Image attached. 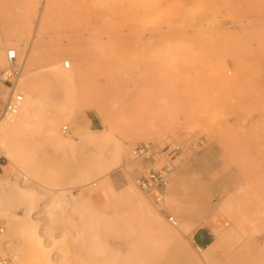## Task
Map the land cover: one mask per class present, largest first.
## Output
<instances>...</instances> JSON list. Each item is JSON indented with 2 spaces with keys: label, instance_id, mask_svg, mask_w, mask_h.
Returning a JSON list of instances; mask_svg holds the SVG:
<instances>
[{
  "label": "rangeland",
  "instance_id": "374dc122",
  "mask_svg": "<svg viewBox=\"0 0 264 264\" xmlns=\"http://www.w3.org/2000/svg\"><path fill=\"white\" fill-rule=\"evenodd\" d=\"M34 1L37 17L54 0ZM4 40L0 55L15 48L27 58L29 35ZM44 42L61 68L69 61L84 74L71 85L46 59L39 65V118L22 136L28 167L39 174L20 176L0 154V258L10 264H264V0H62ZM102 107L119 123L115 140L83 141L106 130ZM61 108L72 116L58 115ZM47 120L56 122L61 139L69 129L73 149L52 145ZM147 142L182 149L163 210L136 186L165 163L133 160L132 150ZM117 143L127 152L114 161ZM15 182L27 189L24 195L11 191ZM131 191L175 239L162 238L157 224L132 221ZM60 192L79 211L71 207L51 219ZM88 232L99 240L92 254L82 242ZM209 245L204 256L198 247Z\"/></svg>",
  "mask_w": 264,
  "mask_h": 264
},
{
  "label": "bare ground",
  "instance_id": "6f19581e",
  "mask_svg": "<svg viewBox=\"0 0 264 264\" xmlns=\"http://www.w3.org/2000/svg\"><path fill=\"white\" fill-rule=\"evenodd\" d=\"M61 3L62 0H54L50 2L46 7H44L43 12L41 13L39 12L40 15L39 16L37 15L36 17L38 6H36V2L34 0H0V39L3 40L10 39L12 35L20 37L22 39L27 38L29 35V39H30L24 71L18 83V90L24 94V92L22 91L23 90L22 79L24 76L30 94H26V100L22 103L17 115H15L11 119H5L6 123L5 122L2 123V121L0 122V151H1L0 154L3 155L16 168L15 170L18 171L17 174H19L20 176H23V174L24 175L28 174L36 177V175L38 176L39 174L38 170L33 171L28 167L29 161L25 153L27 148H25V145L22 144V136L26 135L28 131H31L36 128V123L39 118L38 115L40 112L41 101L36 96V93L38 91L37 81H36L38 75L36 72L39 69V65L44 59H46L49 70L55 73L57 76H60L63 79H65L71 85H74V83H76L77 80L82 79L84 74L83 70L77 73L75 69L71 68V63L69 61L68 63H70V69L65 68L64 64L66 62L63 63V68H61L60 64L54 58V54H48L46 51L43 50V47L45 45L44 42L45 34L48 31L50 25L52 24V16L54 10L58 8ZM43 6H45V4ZM34 19L36 20V25L32 27ZM5 66H6V58L4 54H1L0 70L4 69ZM67 97L68 96H66V98ZM57 114L61 116H67V115L72 116V112L70 108L63 109L59 111ZM98 114L102 118L103 127L106 130L101 135L84 136L83 141L100 143V142L115 140L113 133L116 130H118L119 123L116 120L114 114L107 107H102L100 110H98ZM46 123L47 126L46 125L45 126L47 128V134L50 136L49 139L51 140L52 145L55 148H60L64 150L73 149V146L71 142L68 140L67 135L65 136L66 137L65 139H61L60 136L58 135V132L55 130L56 122H54L53 120L51 121L49 120ZM126 152L127 151L125 150L123 145L117 143L113 160L117 161V159L118 160L122 159V157L125 156ZM101 157H102V161H104V156L102 155ZM95 168L97 167L95 166ZM111 169L112 167L110 166L107 170H111ZM82 178L84 179L85 177L82 176ZM10 188L15 195L18 194L20 196L24 195V193L27 190L25 189L24 186L23 187L19 186L17 182L13 183V185H10ZM128 195H129V200L132 203L131 218L133 222H138V223L141 222L140 223L141 225L142 223L150 224V225L157 224V226L160 227L159 231H160V236L162 238L175 239L174 237L176 235L173 234L171 231L167 230L162 220H160L159 215H157V213L155 214L154 212H152L145 201L139 198L134 191H131ZM8 200H9L8 202H10L11 198H8ZM18 200L21 201L20 198ZM51 203H52L51 206L49 205L50 206L49 215L51 216L50 217L51 219L59 215L65 214L71 207L73 208V212L79 211L77 205H73V204L71 205L67 201L64 192H60V195L57 196ZM84 204L88 205L89 201L85 200ZM107 220L108 219L106 218L105 220L106 223L108 222ZM115 220H117V217ZM185 229L187 230V227ZM88 233L89 234H85L82 242L84 244V249H86V251H90L87 252L90 254L91 252L99 250V246H98L99 240L95 234L90 232ZM211 247L212 246L209 245L207 248L202 249L201 247H198V249L200 252L203 253L204 256H207ZM107 248L110 249V247ZM193 258H197V257H195V255L193 254ZM15 259L18 260L19 258H15ZM17 264H23V261L22 262L18 261Z\"/></svg>",
  "mask_w": 264,
  "mask_h": 264
},
{
  "label": "built area",
  "instance_id": "2783aa9c",
  "mask_svg": "<svg viewBox=\"0 0 264 264\" xmlns=\"http://www.w3.org/2000/svg\"><path fill=\"white\" fill-rule=\"evenodd\" d=\"M46 0H41L44 4ZM6 66L0 70V87L6 89L5 92H0V122L5 119H11L19 112V109L24 102V94L18 90V83L22 77L26 58L18 54L14 48L8 49L5 54ZM66 69H70V63L66 62ZM7 96V97H6ZM64 135L70 133L65 127L62 130ZM198 146H194L197 150ZM182 149L180 146L166 145L161 150L153 142L137 146L132 150V158L135 161L150 162L155 165L157 158H163L165 163L162 167H152L148 172L136 180L137 188L144 194L153 195L154 206L163 210L164 190H166L171 181V175L176 166L174 162L181 155ZM171 223L177 226V222L171 219ZM5 229L0 226V235ZM11 258H0V264H10Z\"/></svg>",
  "mask_w": 264,
  "mask_h": 264
}]
</instances>
